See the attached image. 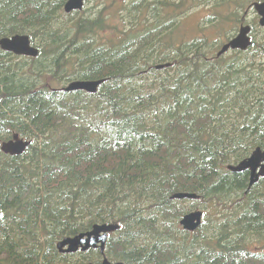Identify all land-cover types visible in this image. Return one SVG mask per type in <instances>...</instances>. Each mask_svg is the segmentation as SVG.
Returning <instances> with one entry per match:
<instances>
[{
    "label": "trees",
    "instance_id": "16d2710c",
    "mask_svg": "<svg viewBox=\"0 0 264 264\" xmlns=\"http://www.w3.org/2000/svg\"><path fill=\"white\" fill-rule=\"evenodd\" d=\"M65 1L0 0V38L26 34L39 50L0 49V144L31 142L19 156L0 150V264H98V249L55 247L95 223L120 226L111 261L264 264V178L248 188L247 171L226 169L264 148V28L219 57L233 28L210 36L259 0H217L189 38L185 0H100L70 14ZM102 78L95 94L61 89ZM193 202L204 219L187 232Z\"/></svg>",
    "mask_w": 264,
    "mask_h": 264
},
{
    "label": "water",
    "instance_id": "95a60500",
    "mask_svg": "<svg viewBox=\"0 0 264 264\" xmlns=\"http://www.w3.org/2000/svg\"><path fill=\"white\" fill-rule=\"evenodd\" d=\"M84 0H66L63 9L65 13L82 10ZM253 9L259 15V25L264 27V1L254 2ZM250 25H240L237 34L229 41L225 42L216 56L219 57L228 50H246L252 45L250 38ZM0 49L11 52L17 56H25L35 58L38 56L39 50L31 44L30 38L26 34H15L0 38ZM170 63L158 64L156 69L168 67ZM105 79H86L73 80L62 87L64 92L84 91L88 94H95L98 87ZM30 145L29 140H25L19 134L13 133L11 138L0 144V150L5 155L19 156ZM227 170L235 173L244 171L249 172L248 187L258 182L259 178L264 177V148L256 147L249 156L236 164H228ZM198 196L194 193L177 192L171 196V199H196ZM202 211H191L182 216L179 221L180 226L189 232L195 231L202 222ZM120 226L116 223H95L86 231L78 233L74 236H67L57 241L56 249L62 254H71L77 251H87L92 248H99L103 254L108 234L117 231ZM98 264H123L121 261L112 262L103 255L102 260Z\"/></svg>",
    "mask_w": 264,
    "mask_h": 264
},
{
    "label": "rangeland",
    "instance_id": "374dc122",
    "mask_svg": "<svg viewBox=\"0 0 264 264\" xmlns=\"http://www.w3.org/2000/svg\"><path fill=\"white\" fill-rule=\"evenodd\" d=\"M214 1V2H213ZM100 2V0H88V2L86 3L85 2V8L86 9H89L90 7L92 6H95L97 5L98 3ZM122 3L121 6H126L128 4V0H124V1H121ZM217 3V0H210V1H204V0H185L184 3L182 4V7L185 9H187L186 13V18L185 20L180 23L184 25L181 26V28H179V30L181 32H184V36L189 38L192 36V33H196L195 30L197 29L198 27V23L199 21H202V19L205 17V16H208V17H213V16H217V14L219 13V10L215 9L214 5ZM220 16V15H219ZM224 16V12L222 13L221 17ZM239 16L241 17L242 16V9L240 11V14ZM257 16L253 13V12H250V15L247 17V20L245 21V23L247 24H250L253 26L255 32L254 34H256V36L259 35V32L257 30ZM186 22V24H185ZM234 23V22H232ZM227 25V29L226 27H223L220 26L218 29L214 28L216 31H210V36L212 37H216V36H222V33L225 32V30H230L231 28H233V31L229 34L233 35L237 32V29L239 27V23H234V24H227L225 23L224 26ZM230 36V35H229ZM222 42H225V40H227V37L225 38H219ZM165 64V63H163ZM191 204V203H190ZM193 206H197L196 209L194 210H201L199 207H201V204L198 203V202H193L192 203ZM194 210H191V211H194ZM203 212V210H201ZM203 219H204V212H203Z\"/></svg>",
    "mask_w": 264,
    "mask_h": 264
},
{
    "label": "bare ground",
    "instance_id": "6f19581e",
    "mask_svg": "<svg viewBox=\"0 0 264 264\" xmlns=\"http://www.w3.org/2000/svg\"><path fill=\"white\" fill-rule=\"evenodd\" d=\"M214 2V1H213ZM176 3V2H175ZM55 12V11H54ZM136 13V12H135ZM263 42V41H262ZM76 80V79H75ZM243 160V159H242ZM240 162V161H239ZM238 163V162H237ZM234 164H236V163H234ZM235 173V172H234ZM194 211H196V210H194ZM199 211H201V210H199ZM189 212H191V211H189ZM203 213V212H202ZM202 219H203V216H202Z\"/></svg>",
    "mask_w": 264,
    "mask_h": 264
},
{
    "label": "flooded vegetation",
    "instance_id": "af4514ba",
    "mask_svg": "<svg viewBox=\"0 0 264 264\" xmlns=\"http://www.w3.org/2000/svg\"><path fill=\"white\" fill-rule=\"evenodd\" d=\"M202 222H203V219H202ZM202 222H201V223H202Z\"/></svg>",
    "mask_w": 264,
    "mask_h": 264
}]
</instances>
